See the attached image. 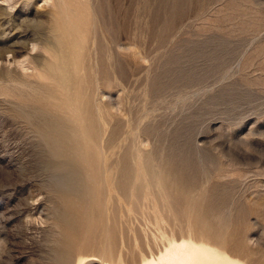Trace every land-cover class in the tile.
<instances>
[{
    "label": "rangeland",
    "instance_id": "1",
    "mask_svg": "<svg viewBox=\"0 0 264 264\" xmlns=\"http://www.w3.org/2000/svg\"><path fill=\"white\" fill-rule=\"evenodd\" d=\"M66 1L0 0V264L157 257L172 218L167 202L144 195L146 184L158 194L155 173L181 181L169 194L187 190L195 219L214 226L225 244L199 238L197 228L193 241L264 264V0L74 1L102 58L101 116L117 134L115 150L147 166L145 179L126 195L114 191L108 208L104 182L55 179L44 138L30 123L45 85L32 68L47 54L38 27L47 33ZM107 218L118 231L113 241Z\"/></svg>",
    "mask_w": 264,
    "mask_h": 264
},
{
    "label": "bare ground",
    "instance_id": "2",
    "mask_svg": "<svg viewBox=\"0 0 264 264\" xmlns=\"http://www.w3.org/2000/svg\"><path fill=\"white\" fill-rule=\"evenodd\" d=\"M74 1L67 0L58 9L57 14L51 18V24L47 33L40 31V27H38L39 35L37 42L41 43L42 49L47 54L38 64H34L32 60V68L36 70V76L39 75L37 78L42 80L45 85L38 92L37 102L40 105L33 109L36 118H32L30 123L33 129L44 138L43 145L49 152L46 165L54 170L55 179L62 182H83V184L86 183L84 184L85 186L90 181L104 182L103 187L107 193L105 192L106 201L102 203L103 205L105 203V207H107L111 198H114L112 197L114 191L126 195L130 192V187L135 186V184L132 185L134 180H138L142 175L145 179V169L147 166L141 162L133 163L129 151L122 150V152L118 153L115 150L117 144L114 137L117 134L107 126L108 115L104 114L103 117L101 116L102 104L99 101V88L102 77L100 76L101 74L99 75L98 64L102 58L99 57L98 59L97 53H94L96 51L94 42L90 43L92 37L89 38V35L85 31L86 21L81 16V8ZM53 4L55 3L53 2ZM18 63H20V60ZM31 76L33 75L31 74ZM35 78L34 76V80ZM102 131L106 133L103 147L99 144ZM63 169L67 170L65 175L57 173ZM133 174L135 177H132ZM150 176L152 182L157 181L158 194H153L149 190V184H146L144 195L146 194V196L156 199L154 201L163 200L167 202L163 204H166L164 207L171 213L172 226L169 227L171 237L167 240L166 247L161 246L162 249L164 248L163 251L161 249L162 252L157 257H151L142 264H245V261L242 262L238 260L239 258H233L224 250L223 252H215L207 246V243L200 244L193 241L195 229L197 228L202 233L199 238L205 239L208 243H212V245L215 242L225 244L224 239L216 232L214 226L210 225L205 219L201 221L195 219L196 202L192 196H189L190 194L188 195L186 193L187 190L173 191L172 196L169 194L168 191L170 189H176L181 183V181L176 180V176L163 177L157 173L151 174ZM76 187L78 189L77 185ZM90 189L95 190L96 187L91 186ZM70 192H73V190L71 191L70 189ZM71 194L68 195L71 196ZM67 199L70 201L69 198ZM75 199L81 198L76 197ZM148 199L145 198V200ZM195 199H197V196ZM73 202L75 201L73 200ZM80 203L78 202V204ZM153 203L155 205V202ZM158 210H160L159 207ZM153 212L155 213V211ZM153 218L157 219V216L154 214ZM106 222L112 229L110 237L107 239L111 238L113 241L117 231L116 226L111 222L110 218H107ZM66 223L65 220L63 224L66 225ZM182 226L186 227V238L182 235L184 229ZM176 229H178L179 235L181 234L179 241L174 238L175 236L173 237L177 233ZM93 235L96 236L95 234ZM104 239L103 241H105ZM108 243L107 245L109 247ZM104 251L106 252V249ZM117 255L121 256V252ZM62 262L64 261L62 260Z\"/></svg>",
    "mask_w": 264,
    "mask_h": 264
}]
</instances>
